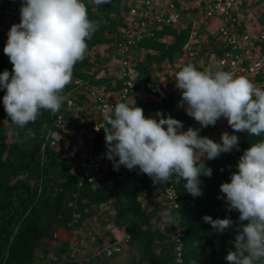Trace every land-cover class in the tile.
<instances>
[{"label":"clouds","instance_id":"1","mask_svg":"<svg viewBox=\"0 0 264 264\" xmlns=\"http://www.w3.org/2000/svg\"><path fill=\"white\" fill-rule=\"evenodd\" d=\"M94 6L111 0H88ZM90 20L84 0H22L20 22L13 24L3 49L12 64L11 73H0L4 89V110L17 129L34 123L41 110L58 112L65 100L64 90L72 82L74 66L83 61L87 41L98 30ZM175 86L181 90L178 107L201 126L188 127L171 115L157 111L145 117L132 100L98 107L103 116L106 158L114 170L123 165L139 170L153 184H179L193 197L203 195L201 176L211 177L205 160H213L234 148L239 137L221 133L220 142L201 136V129L215 126L222 117L234 133L264 137V87L245 76L215 70H198L187 64L176 73ZM166 126V127H165ZM97 131H99L97 129ZM238 171L230 182L220 185L228 210L239 212L234 250L226 256L229 264H264V138L253 143L240 157ZM203 220L218 233L233 227L230 217ZM244 221L248 223L245 224Z\"/></svg>","mask_w":264,"mask_h":264},{"label":"trees","instance_id":"2","mask_svg":"<svg viewBox=\"0 0 264 264\" xmlns=\"http://www.w3.org/2000/svg\"><path fill=\"white\" fill-rule=\"evenodd\" d=\"M87 9H92L88 0ZM124 0H114L110 5L111 9L120 14L123 9ZM3 6L0 5V8ZM90 20L97 21L98 30L92 38L87 41L88 49L91 50L98 44L110 41L107 34L114 28H117L120 21L109 19L103 23L100 18L88 13ZM109 18V16H108ZM166 34L174 35L175 42L169 46V50L161 59L162 61L172 62L174 55L183 50L189 39V30L177 31L171 27H166L158 32V37ZM141 47L147 49H163L165 44L158 38L145 40L140 43ZM86 52V53H87ZM151 53H147L146 64L141 63L138 67L140 79L145 75L143 70L147 69L153 60ZM159 62V61H158ZM90 64L85 54L83 61H79L74 66L73 77L90 78L96 83H104L106 79H96L88 76L87 69ZM12 64L8 56L0 53V73L4 70L12 71ZM150 75L147 73L146 83ZM74 89L71 82L66 86L64 95ZM5 91L0 94V132L1 140L8 136L6 130L2 127V122L11 123L7 116L3 96ZM55 114L50 111L41 110L34 123L27 124L36 128V136L31 144L27 147L22 146L20 135L23 129L19 130L14 138L16 142L9 149V155L4 160L3 155L7 150L4 143H0V264H30L35 258L40 241L49 235V232L55 226L67 227L72 224L74 216L85 215L84 210L101 204L112 203L117 212V223L126 225L129 228L131 237H136L141 244L149 250L150 254H155L154 246L157 242L166 240V235L154 220V215L160 210V204L155 209L148 210L143 205L141 197L151 195L153 191L163 184H153L152 179L146 174H137L133 170H128L123 165L117 170H111L105 174L101 184L97 188L90 185L79 187L78 179L71 176L68 172V166L60 159L59 154L48 144L45 148L43 135L46 136L50 129L45 125L53 117L64 111V104ZM171 99H164L162 102H139L149 110L158 109L165 116L171 115L173 118L180 120L183 125L189 121L195 123L194 118L188 116L183 107H178V102ZM138 102H136L137 104ZM138 106V105H137ZM166 127V126H165ZM264 137H252L246 132H240L239 150L229 153H222L213 160H205L206 166L212 169V176H201V189L203 195L193 197L184 189V182L175 184L181 199L182 226L186 231L184 260L182 264H229L226 256L230 250H234L235 222L238 220L239 212L236 210L229 211L224 194L220 191V185L230 182L232 173L238 171L237 165L244 151L251 145ZM96 151L105 150V134L103 129L98 133L94 141ZM55 166L57 169L53 177L50 176L48 168ZM27 174V178H22ZM125 175L122 182L118 178ZM16 179V181H12ZM115 179L113 185L109 183ZM35 180L34 184L32 181ZM171 183V182H169ZM82 197H86L87 202H83ZM77 201L78 208H74L73 201ZM205 215L213 219H224L230 217L234 225L226 229L222 234L218 233L209 223L203 220ZM161 216V215H160ZM45 220L44 224L42 221ZM247 224V221H244ZM171 259L170 264H174V245L170 244ZM157 257V256H156ZM152 264V263H150Z\"/></svg>","mask_w":264,"mask_h":264},{"label":"built area","instance_id":"3","mask_svg":"<svg viewBox=\"0 0 264 264\" xmlns=\"http://www.w3.org/2000/svg\"><path fill=\"white\" fill-rule=\"evenodd\" d=\"M0 5V26L20 22L21 4L0 0ZM112 19L120 24L108 34L110 41L86 53L88 76L104 78L105 82L74 78V89L65 95L64 111L51 119L54 126L45 136L44 148L48 144L59 154L79 187L97 188L107 173L106 149L96 151L94 144L104 123L97 108L129 103L138 89V67L151 52L140 43L164 40L170 34L158 37L162 29L189 30L178 61L202 68L212 66L264 87V0H124L122 12L114 13ZM210 24H215L213 29ZM153 194L159 198L163 214L171 217L174 264H182L186 231L178 191L168 182Z\"/></svg>","mask_w":264,"mask_h":264},{"label":"rangeland","instance_id":"4","mask_svg":"<svg viewBox=\"0 0 264 264\" xmlns=\"http://www.w3.org/2000/svg\"><path fill=\"white\" fill-rule=\"evenodd\" d=\"M16 1L19 4H22V0ZM113 1L114 0H111L110 4L101 6H94L90 4L92 9H89L88 13L90 12L92 15L97 16V18L99 17L103 23L108 22L109 19L113 17V14L116 13L115 9H111L110 6ZM85 4L87 6L86 2ZM9 30L10 26L3 27V24L0 26V53L3 54ZM108 34H110V32ZM108 34L107 37L109 38ZM161 42L165 44V47L162 50L149 49L153 51L150 52L152 55L150 58L154 62L147 69L143 70L145 75L141 77L140 81L142 84L144 80L146 83L147 73L150 75L152 71L151 68L154 64H157V67H160L163 71H168L169 73H172L173 71L172 76H176L175 72H177L178 69L176 71V69L169 67L168 63H166L169 61L164 60L160 62L163 57V53L166 55L169 50V46L174 44L175 40H166ZM146 56L147 54L144 55V59H146ZM144 62L146 64L145 60ZM203 69L205 68H202L201 70ZM159 72H161V70ZM2 91L3 89H0V94ZM137 104L141 105L139 102ZM143 111L145 117H148V113L146 112L148 110H144L143 107ZM52 124V120H49L45 126L51 129L54 126ZM2 127L8 134L5 140L2 141L0 138V143H4L7 146V150L3 155V159L5 160L9 155V149L16 142L14 138L17 137H13L12 135L18 134L19 130L15 128L14 124L7 121L2 122ZM209 128L212 127L210 126L201 129V132H204L202 136H207L215 140V138L208 133L207 130ZM23 130V133L20 135V142H22L23 147H27L28 144H31L34 141L36 128L26 125ZM222 132H228L230 135L235 134L240 136V134L234 133L233 129L227 125L226 129L223 128V130L219 132V137L215 140V142H220ZM42 135L44 142H46L47 138L44 136L43 132ZM42 148H44V145ZM235 150L236 149L234 148L232 151ZM56 169L57 168L55 166H50L48 168V172L51 177H53ZM111 170H114L113 162L108 160L107 172H110ZM134 170L137 172L138 169ZM22 178H27V174L23 175ZM124 178L125 175H121L118 178L119 182H122ZM12 181L14 182L16 179H13ZM32 182L34 184L36 183L35 180ZM114 182L115 179H111L109 181L111 185H113ZM152 195L154 196V194L152 193L150 195L152 200L150 198H145V195L141 197V200L144 201L145 204H147L146 201L151 200L149 206L151 210L155 209V206L159 204V198H153ZM82 200L83 202H87L86 197H82ZM73 203L74 208H78L77 201L74 200ZM160 206V210L158 209L157 214L154 215V220L166 235V240L163 242H157L154 246L157 257L150 254L149 250L145 248L136 237L130 236L129 228L126 225L117 223V212L112 203H101L84 210L85 215L83 216L80 215L81 213L76 214L72 224L70 223L67 227L55 226L52 228L49 235L40 241L37 254L30 264H170L171 259L169 258V255L172 252L170 248V244L172 242V220L170 216L163 214L162 205ZM42 222L44 224L46 223L45 220ZM109 251L112 253L110 254Z\"/></svg>","mask_w":264,"mask_h":264},{"label":"crops","instance_id":"5","mask_svg":"<svg viewBox=\"0 0 264 264\" xmlns=\"http://www.w3.org/2000/svg\"><path fill=\"white\" fill-rule=\"evenodd\" d=\"M214 26H215V24H210L209 28L213 29ZM166 40H175V36L174 35H168L162 41H166ZM99 49H102V45L99 46ZM151 52H153V51H151ZM179 57H180V53H176L174 55L173 61L172 62H166V63L169 64L168 65L169 67L176 69V71L178 69V71H179L182 69L183 66L187 65L181 61H178ZM176 59H177V63L174 62V61H176ZM154 66H157V64L153 65L151 68L152 71L150 73V78H149L148 83H145V80H144L143 84L141 83L142 85L138 83L137 92L130 98V101H129L130 105H131L133 99L135 100V103L140 102V101L144 102V103L145 102H147V103L148 102H162L164 99H174L175 101L181 100V90L177 89L175 86V76L174 77L172 76L173 71H172V73H169L168 71H163L160 67H154ZM195 66L197 67L198 70L202 69L201 67L198 66V64H196ZM156 68L158 69V71ZM160 70H161V72H159ZM177 72H175V73H177ZM138 81H139V79H138ZM137 105L139 107H142V108L144 107V110H148V111H146L148 113V117H154V118L159 119V117H156V113H157L158 109L155 108L153 110H149L148 108H145V106L143 104H141V105L137 104ZM183 110H184V108H183ZM227 125H228V123H227L226 118L222 117L220 120L217 121L215 126H211L212 128H209L207 131H208V133H210V135H212L213 138H215V140H217V138L219 137V132H221L223 130V128L226 129ZM188 127H193V128L199 129L201 126L196 121L193 124L190 123L189 121H187L184 124L183 130L186 131L188 129ZM199 134L202 136L204 134V132L202 131ZM237 134H240V133H237ZM238 137H239V135H238ZM135 169L136 170L138 169L137 172L139 175L142 174V172L139 170L138 167ZM145 198H148V199L150 198L152 200L150 195H145ZM151 200L146 201L147 204H145V202L142 201L143 205L148 210H151V208H149Z\"/></svg>","mask_w":264,"mask_h":264}]
</instances>
